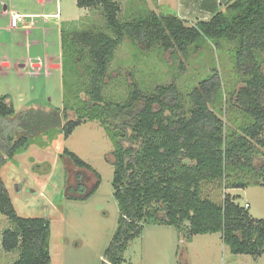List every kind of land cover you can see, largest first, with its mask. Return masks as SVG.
Returning a JSON list of instances; mask_svg holds the SVG:
<instances>
[{"label": "trees", "instance_id": "16d2710c", "mask_svg": "<svg viewBox=\"0 0 264 264\" xmlns=\"http://www.w3.org/2000/svg\"><path fill=\"white\" fill-rule=\"evenodd\" d=\"M75 1L78 8L100 10L112 35L62 30L64 70L72 72L70 56H80L81 51L87 52L91 63L86 82L81 78L79 91L72 94L74 103L68 100L63 109L31 106L16 113L8 97L0 96V215L11 224L1 235L2 250L18 252L13 264L51 263L49 222L17 215L1 177L3 166L31 138L60 128L66 139L86 119L97 118L114 146L113 189L120 210L102 264H123V252L147 224L173 226L190 236L219 232L231 253L261 256L264 219L252 218L248 208L228 193L220 202L203 197L201 183L231 178L227 189L245 188L248 183L239 176L250 170L264 185V160L254 165L256 148L264 150V0H231L224 11L194 25L152 11L121 22L115 0ZM125 38L145 51L159 48L183 58L192 48L200 49V41H214L217 51L223 43L231 44L233 66L242 82L233 93L243 116L239 132L228 134L213 109L223 82L217 70L189 92L188 110L174 83L156 85L149 94L132 84L126 103L107 102L103 83L114 51ZM71 111L75 118H69ZM87 113L91 114L85 117ZM63 155L72 165H67L66 198H89L98 188V174L74 153L65 150Z\"/></svg>", "mask_w": 264, "mask_h": 264}, {"label": "rangeland", "instance_id": "374dc122", "mask_svg": "<svg viewBox=\"0 0 264 264\" xmlns=\"http://www.w3.org/2000/svg\"><path fill=\"white\" fill-rule=\"evenodd\" d=\"M3 4L20 13L38 11L36 8L43 6L38 0H0V96L8 97L16 113L31 106L43 110L63 109L68 100L73 104L72 94L74 90L79 91L76 88L81 78L86 82V70L91 67L87 52L70 56V62L74 64L69 73L68 68L62 67L63 51L56 19L47 18L48 23L43 18L26 19L30 20V25L19 24L17 29L9 30L6 29L9 17L2 13ZM45 12L52 13L53 10L48 5ZM61 12V19L74 20L78 25L64 30L89 29L112 35L100 10H79L75 0H62ZM159 14L175 15L167 8H160ZM139 15H144V11L126 13L123 9L118 18L123 22ZM212 43L215 42L200 41L197 44L200 49L192 48L183 58L171 56L159 48L145 51L125 38L110 62L103 83L104 99L123 104L131 95L132 84L149 94L156 85L174 83L181 93L184 109L188 110L189 92L217 70L223 82L221 96L213 109L224 121L228 134L239 132L243 116L234 105L233 93L242 82L233 66L235 51L231 53L232 45L225 43L223 49L217 51ZM45 57L52 59L50 63L60 62L61 67L46 68ZM32 63H39L41 67H32ZM46 71L50 75L45 74ZM87 114L85 117L91 113ZM69 118H75L73 111L69 112ZM65 150L74 153L99 176L97 190L87 199H67L65 196L67 165H71L63 155ZM113 151L107 129L97 118L86 119L66 139L60 128L31 138L26 147L19 149L3 166L1 177L17 215L45 218L49 222L50 264H102L120 217L113 189ZM263 154V149L256 148L254 165L262 164ZM248 172L239 174L248 183L245 188L227 189L226 186L233 183L231 178L203 182L202 196L220 202L228 193L236 197L235 202L240 206L249 205L252 218L264 219V185L258 184L262 179ZM8 228L11 224L0 215V241L3 231ZM17 258V251L4 252L0 243V264H13ZM122 259L123 264H264V253L259 257L233 254L223 244L219 232L190 236L186 230L173 226L147 224L129 242Z\"/></svg>", "mask_w": 264, "mask_h": 264}, {"label": "crops", "instance_id": "0c3cea01", "mask_svg": "<svg viewBox=\"0 0 264 264\" xmlns=\"http://www.w3.org/2000/svg\"><path fill=\"white\" fill-rule=\"evenodd\" d=\"M43 6L38 11H28L29 13H20L13 7H9L8 5L3 4L2 13L9 17L11 12H17L20 14L26 15H34V18H43L45 23H48L47 18L56 19V28L60 35V49H61V32L65 27H73L76 26L74 20H64L62 18V0H38ZM120 5L121 11L123 9L127 12L131 13H141V11H152L159 14L160 8H167L170 11H174L175 16L184 21L188 25H194L198 21H206L209 20L215 13L220 12L224 9L228 2L231 0H115ZM53 10L52 13H46L45 10L48 8ZM52 8V9H51ZM79 10H84L87 8H78ZM31 12V13H30ZM51 12V11H50ZM26 19L33 18H25L24 22L21 23L24 26L30 25V20L26 21ZM19 26V25H18ZM15 27L14 29L18 28ZM78 26V25H77ZM6 29H12L6 26ZM50 30V29H47ZM30 33V32H29ZM45 33V30H44ZM55 47V45L53 46ZM47 59L46 68L49 69H59L61 67L60 62L54 64L50 63L52 59L49 57H45ZM3 66H6V63H2ZM57 67H53V66ZM23 66V65H19ZM32 67L40 68L41 65L39 63H32ZM45 74L50 75L48 71Z\"/></svg>", "mask_w": 264, "mask_h": 264}, {"label": "built area", "instance_id": "2783aa9c", "mask_svg": "<svg viewBox=\"0 0 264 264\" xmlns=\"http://www.w3.org/2000/svg\"><path fill=\"white\" fill-rule=\"evenodd\" d=\"M27 17L34 18L35 16L34 15L20 14L17 12H11L9 15V27L14 29L19 24L23 23L25 18H27ZM244 207L247 209V208H249V205L245 204Z\"/></svg>", "mask_w": 264, "mask_h": 264}]
</instances>
